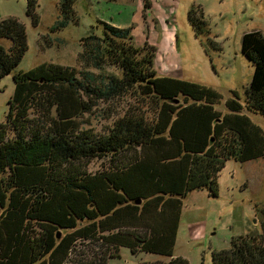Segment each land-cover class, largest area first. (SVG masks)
<instances>
[{"label":"trees","instance_id":"1","mask_svg":"<svg viewBox=\"0 0 264 264\" xmlns=\"http://www.w3.org/2000/svg\"><path fill=\"white\" fill-rule=\"evenodd\" d=\"M73 3L58 0L50 31L77 23ZM34 7L27 0L36 24ZM187 17L202 33L201 11L190 8ZM99 23V34L80 38L83 70L43 62L11 75L0 122V264H107L120 247L165 257L137 264H188L173 255L183 196L202 188L215 196L227 159H264V131L245 114L264 117L260 31L241 36L252 65L243 102L230 91L221 112L214 108L217 90L156 75L152 46L133 45L129 27ZM2 38L10 44H0V78L26 50L23 23L0 19ZM128 95L144 110L115 118L105 133L81 127L97 101ZM92 159L107 166L91 172ZM211 264H264V227L231 237L227 248L212 252Z\"/></svg>","mask_w":264,"mask_h":264},{"label":"rangeland","instance_id":"2","mask_svg":"<svg viewBox=\"0 0 264 264\" xmlns=\"http://www.w3.org/2000/svg\"><path fill=\"white\" fill-rule=\"evenodd\" d=\"M27 0H0V19L14 16L25 27L26 50L14 70L0 78V122L13 92L12 73L43 63H56L83 70L78 60L80 38L100 33V21L129 27L135 46L154 48L153 66L158 76L197 82L221 94L214 108L226 112L224 101L235 91L243 102L252 65L240 50L244 32L258 30L264 36V0H74L77 23L50 31L59 19L58 0H35L36 24L26 14ZM190 8L201 11L203 32L196 35L188 20ZM7 48L8 39H0ZM96 72V70L91 69ZM106 71H112L110 67ZM144 110L141 101L125 96L97 101L81 118V127L105 133L113 120L124 113ZM245 114L264 131V117ZM107 166L105 159H92L91 172ZM217 193L194 189L182 198L173 255L188 264H211L213 251L229 246L231 237L258 233L264 227V159L238 162L227 159L217 176ZM165 259L152 253H130L120 247L119 255L107 264H137Z\"/></svg>","mask_w":264,"mask_h":264},{"label":"water","instance_id":"3","mask_svg":"<svg viewBox=\"0 0 264 264\" xmlns=\"http://www.w3.org/2000/svg\"><path fill=\"white\" fill-rule=\"evenodd\" d=\"M136 202L138 203L139 201H138V200H136ZM57 236H58V233H57Z\"/></svg>","mask_w":264,"mask_h":264},{"label":"crops","instance_id":"4","mask_svg":"<svg viewBox=\"0 0 264 264\" xmlns=\"http://www.w3.org/2000/svg\"><path fill=\"white\" fill-rule=\"evenodd\" d=\"M112 24V23H111Z\"/></svg>","mask_w":264,"mask_h":264}]
</instances>
